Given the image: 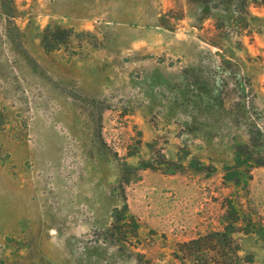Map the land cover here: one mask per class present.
Returning <instances> with one entry per match:
<instances>
[{
  "label": "rangeland",
  "instance_id": "1",
  "mask_svg": "<svg viewBox=\"0 0 264 264\" xmlns=\"http://www.w3.org/2000/svg\"><path fill=\"white\" fill-rule=\"evenodd\" d=\"M229 203L264 264V0H0V264H182Z\"/></svg>",
  "mask_w": 264,
  "mask_h": 264
},
{
  "label": "trees",
  "instance_id": "2",
  "mask_svg": "<svg viewBox=\"0 0 264 264\" xmlns=\"http://www.w3.org/2000/svg\"><path fill=\"white\" fill-rule=\"evenodd\" d=\"M44 42L47 43L50 39L49 30L46 31ZM52 42V41H50ZM248 148L247 146H239L237 150V166L233 169V174H227L225 176V182H234L236 185L242 183V164L248 163V158H245L243 150ZM258 165H262L259 164ZM249 168H254L253 165H249ZM231 170V169H229ZM250 169H246L245 174L249 175L248 179H251ZM226 207L225 216L223 217V230L214 231L207 235L200 236L198 238L187 241L180 244L179 253H176L175 258L182 264L190 262L191 264H235L239 260L240 247L237 245L233 238V234L243 232L242 228L238 227L237 224L242 221L240 213L236 207L229 203ZM127 210V205L124 211ZM117 221H122V216L118 217ZM251 223H249L250 225ZM137 233V232H135ZM245 233V232H244ZM248 233V232H247Z\"/></svg>",
  "mask_w": 264,
  "mask_h": 264
}]
</instances>
